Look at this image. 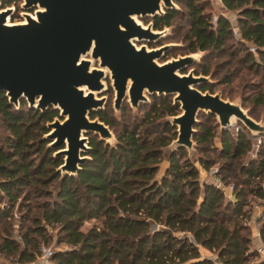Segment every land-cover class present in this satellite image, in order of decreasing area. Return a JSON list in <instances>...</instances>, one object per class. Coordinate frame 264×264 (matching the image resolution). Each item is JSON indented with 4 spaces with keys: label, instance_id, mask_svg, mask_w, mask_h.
<instances>
[{
    "label": "trees",
    "instance_id": "obj_1",
    "mask_svg": "<svg viewBox=\"0 0 264 264\" xmlns=\"http://www.w3.org/2000/svg\"><path fill=\"white\" fill-rule=\"evenodd\" d=\"M176 1L184 6L188 25L183 53L209 51L199 73H212L214 59L236 41L219 83L238 78L252 93L242 96L243 104L250 100L264 109V0H222L237 12V40L227 17L212 21L209 0ZM180 12L165 8L152 17L153 26L172 25ZM242 69L247 73L242 75ZM198 87L213 92L215 84L202 82ZM150 96L143 114H122L121 122L104 110L91 111V118L98 116L113 128L117 142L111 145L88 134V158L76 174L62 175L57 168L63 156L54 155L55 148L44 137L46 122L59 111L29 107L25 99L16 108L0 90V122L6 131L0 134V253L12 257L16 252L18 262L33 261L41 242L49 241L46 226L51 225L66 244L52 252L54 264H217L213 256L201 254L200 246L215 253L221 264H264V258L250 259L257 253L250 251L248 208L250 196L264 199V148L259 157L243 162L241 157L251 147L247 130L233 133L226 128L217 134L215 123L199 118L193 140L206 152L218 137L215 156L223 162L215 176L225 184L232 182L233 199L214 182L200 180L185 147L167 154V165L157 176L163 147L177 134L165 118L180 108L172 95ZM206 116L211 115L198 117ZM198 161L205 169L212 162L202 154ZM15 206L20 209L21 241L8 220ZM86 221L91 224L83 229Z\"/></svg>",
    "mask_w": 264,
    "mask_h": 264
},
{
    "label": "water",
    "instance_id": "obj_2",
    "mask_svg": "<svg viewBox=\"0 0 264 264\" xmlns=\"http://www.w3.org/2000/svg\"><path fill=\"white\" fill-rule=\"evenodd\" d=\"M220 3L218 16L227 17L231 9ZM22 7L34 8V13L25 12L17 22L7 21L11 8L0 9V90L16 108L25 99L29 107L52 106L59 111L46 122L44 137L55 148L54 155L63 156L57 168L62 175L76 174L88 158L89 133L111 145L117 142L108 124L90 117L105 102V96L97 94L104 89L106 71L116 109L125 99L137 108L147 101V94L155 93L173 95V102L179 103L180 112L165 118L177 131L163 147L166 157L179 147L188 154L196 146L193 134L200 111L216 116L220 131L240 121L252 134H264V123L240 101L198 87L202 82L214 83L211 73L180 71L193 64L196 52L204 55L207 50L159 62L171 44L151 48L135 44L165 34L163 28L155 30L152 22L144 25L136 18L163 14L165 8L176 7L174 0H23ZM92 58L98 65H91ZM188 157L200 170L198 157Z\"/></svg>",
    "mask_w": 264,
    "mask_h": 264
},
{
    "label": "rangeland",
    "instance_id": "obj_3",
    "mask_svg": "<svg viewBox=\"0 0 264 264\" xmlns=\"http://www.w3.org/2000/svg\"><path fill=\"white\" fill-rule=\"evenodd\" d=\"M14 3H11L13 2ZM5 3H11V5H6ZM22 3L23 0H0V9L2 8H11V10L9 11L8 15H9V19L11 20V22H17V21H21L24 19L25 17V12H30V13H34L32 11L33 8H24L22 7ZM174 3L176 5V8L179 9L181 12L179 14L176 15V17L173 19L172 21V25L170 26H165L163 29L165 31V34L159 38H155V39H151V40H135V44L137 46L144 44L147 48H151V47H158L160 45L163 44H171L169 45V47L164 50L162 52V55H160V57L157 59L159 62H163L166 61L168 59H171L173 57H177L179 55H185L188 53H183V47L187 44L186 40L184 39V34L188 29V25H187V20L184 16L183 10H185L184 6L177 2L176 0H174ZM209 4L211 7V18L213 19V16H218V14L221 11V3L220 0H209ZM6 5V6H5ZM236 14L237 12L235 10H230L227 13V18L230 20V22L232 23V27L235 30L236 29ZM149 16L148 17H138V20L143 23V24H147L146 20H149ZM150 22V21H149ZM148 22V23H149ZM238 30V29H236ZM235 32V31H234ZM235 34V40H237V35L239 34L238 32L234 33ZM236 48V41H230L227 49H225V53H222L221 55H219L216 59H214L211 70L212 73L211 75H209L210 79L214 81L215 87L213 89V92H220L222 94V96L224 98L230 99L232 101H240L242 103V106L245 110H248L249 114L255 118L257 121L263 122L264 123V109L261 106H254L253 102H251L250 100L245 101L243 104V99L242 96L246 95V94H252L251 91H249V89H246V87H242V81H240L239 83V79L237 78L235 81H233L230 84H222L219 83V79L221 74H223L226 70V62L227 60H231L232 56L229 55V52L234 50ZM205 52V51H203ZM208 50L204 53V55H201V52H196L195 53V57L196 60L193 62V64H191L190 66L185 67L184 69H180L181 72H183V70H185V72H188L190 69H193L195 74H200L199 73V68L201 65L205 64V60H204V56L208 54ZM90 57V56H89ZM91 65H98V61H95L93 58L91 59ZM107 76L104 79V89L102 92L98 93V96H105V102L103 103V107L102 110L108 112V114H112L114 116V118L116 119L117 122H121V118H122V114H143L144 111H142L143 109V105H147L149 103H151L152 97L148 95V99L146 102H143L139 105V107L134 108L130 105V103L127 100H124L121 102L120 108L116 109L114 107V97H115V92L114 89L111 85V79L109 77V72L106 71ZM247 71L245 69H242L241 74H246ZM247 77H252V80L254 82L258 81L257 77H253L252 75H248ZM173 97V95H172ZM21 101V100H20ZM27 103V101H26ZM128 107V111L125 113H123L122 109L124 106ZM20 106V104H19ZM28 106V104H27ZM200 113H203V115H211V116H206V117H198L202 118L205 120V122H208L210 124H214L217 126V134H219L220 132V127L219 124L217 122V118L216 116L212 115L211 113H207V112H203L200 111ZM253 113V114H252ZM199 116V115H198ZM167 117V116H166ZM239 128H243L245 130H247V132L250 135V139H251V147L250 149L243 154L242 161L243 162H247L250 158H257L259 157V150L264 148V134L261 135H254L251 133V131H249L242 122L237 121L233 126H229L228 129L235 133L237 131V129ZM110 129L113 131L114 135L115 132L113 130V128L110 127ZM6 133V131L4 130L1 122H0V134H4ZM90 134V133H89ZM115 139L112 138L110 139V142H114ZM196 143V142H195ZM220 145V142L218 140V137L214 139V146L213 148H209L206 150V152H201V150L199 151L198 147L195 146L193 149H191L188 152V155L190 157H192L193 159L195 157H198L199 154H202L204 157H209L211 159V166L208 169L203 168L201 165L200 170H199V178L201 181H210V182H214L216 184V180L219 179V176L217 175V177L215 176V174H217V172L219 171L220 168V164L221 162H223L222 159H216V149L215 147H218ZM170 148V147H169ZM167 152V150H166ZM167 165V158H166V153H165V157L163 159V161H161L160 163V167L159 170L157 172V176H160L163 171L165 166ZM223 182V181H222ZM229 184H232V182H229ZM234 196L231 195V198H233ZM227 198H230L227 195ZM1 201V199H0ZM249 204L250 206L249 208V212L251 215L250 218V228L253 226V223H257V227L260 228L262 227V224H264V199L255 197V196H250L249 197ZM3 204V201H1L0 205ZM19 219H20V209L19 207L15 206V208L13 209V215L11 218H9L8 220L11 222V225L13 226V233H15L14 237L15 239H17L18 241H21L19 235H18V230H19ZM91 224V221H86L82 228L86 229L89 225ZM154 226V225H153ZM47 232L49 233V235L51 236L48 242H41L40 246H39V252L36 256V258L33 261H28V262H18L17 261V253L15 252V256L13 255L12 257H6L4 256L3 253H0V264L1 263H6V264H54V262L50 259L51 255L49 256L47 254V251H54V250H59V249H63L66 247V244L60 242L58 240V235H57V230L54 229L51 225H47ZM250 236H251V242H250V251H255L257 253V255L251 257V260H258L260 258H264V254L263 252H260L257 250V246L258 245H262V247H264V232L260 233V238H254L252 237V233L250 232ZM23 242L20 243L21 246H23ZM20 248V247H19ZM46 248V249H45ZM200 251L202 255H206V256H213L215 257V260L217 261V264H221L217 258H216V254L210 252L209 250L205 249L204 247L200 246Z\"/></svg>",
    "mask_w": 264,
    "mask_h": 264
},
{
    "label": "built area",
    "instance_id": "obj_4",
    "mask_svg": "<svg viewBox=\"0 0 264 264\" xmlns=\"http://www.w3.org/2000/svg\"><path fill=\"white\" fill-rule=\"evenodd\" d=\"M216 19H217V16H213L212 21L215 22ZM236 29L234 31L237 33L238 30H236ZM250 49L252 51H254V47H251ZM215 182H216V185L217 186H219V187L222 188V190L225 193V195L226 196L228 195L231 198V195H233V193H232V191H233V185L232 184H225L220 179L216 180ZM231 199H233V198H231ZM252 237H254V238H260V230H259V228L255 232L254 231L252 232ZM257 250L260 251V252H263V254H264V247H262V245H258L257 246ZM47 254L49 256L52 255V251H47Z\"/></svg>",
    "mask_w": 264,
    "mask_h": 264
},
{
    "label": "flooded vegetation",
    "instance_id": "obj_5",
    "mask_svg": "<svg viewBox=\"0 0 264 264\" xmlns=\"http://www.w3.org/2000/svg\"><path fill=\"white\" fill-rule=\"evenodd\" d=\"M11 3H14V1L11 2ZM11 3H8V4L5 3V4H6V5H11ZM6 5H5V6H6ZM32 11H34V8L32 9ZM149 21L152 22V25H153L152 17H150L148 21L146 20V23H148ZM139 22H140V21H139ZM144 25H146V24H144ZM164 27H165V26H164ZM164 27H163V28H164ZM153 29H155V30H160V29H158V28H155L154 26H153ZM125 100H127V99H125ZM141 103H142V102H140L139 105H140ZM138 107H139V106H138ZM101 110H102V109H101Z\"/></svg>",
    "mask_w": 264,
    "mask_h": 264
},
{
    "label": "crops",
    "instance_id": "obj_6",
    "mask_svg": "<svg viewBox=\"0 0 264 264\" xmlns=\"http://www.w3.org/2000/svg\"><path fill=\"white\" fill-rule=\"evenodd\" d=\"M258 229L257 227V223H253V226H252V231H256ZM215 258V257H214Z\"/></svg>",
    "mask_w": 264,
    "mask_h": 264
},
{
    "label": "bare ground",
    "instance_id": "obj_7",
    "mask_svg": "<svg viewBox=\"0 0 264 264\" xmlns=\"http://www.w3.org/2000/svg\"><path fill=\"white\" fill-rule=\"evenodd\" d=\"M7 17H8V16H7ZM136 19H137V21H139L138 18H136ZM7 21H8V22H11V20H8V19H7Z\"/></svg>",
    "mask_w": 264,
    "mask_h": 264
}]
</instances>
